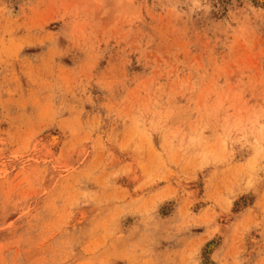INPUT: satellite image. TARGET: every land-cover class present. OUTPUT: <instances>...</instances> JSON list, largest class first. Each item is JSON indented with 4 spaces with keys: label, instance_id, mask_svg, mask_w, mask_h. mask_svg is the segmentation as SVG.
Instances as JSON below:
<instances>
[{
    "label": "rangeland",
    "instance_id": "1",
    "mask_svg": "<svg viewBox=\"0 0 264 264\" xmlns=\"http://www.w3.org/2000/svg\"><path fill=\"white\" fill-rule=\"evenodd\" d=\"M0 264H264V0H0Z\"/></svg>",
    "mask_w": 264,
    "mask_h": 264
},
{
    "label": "bare ground",
    "instance_id": "2",
    "mask_svg": "<svg viewBox=\"0 0 264 264\" xmlns=\"http://www.w3.org/2000/svg\"><path fill=\"white\" fill-rule=\"evenodd\" d=\"M48 139L50 140V143H52L51 145L56 146L57 143H58V141H59V135H57V134H50Z\"/></svg>",
    "mask_w": 264,
    "mask_h": 264
}]
</instances>
